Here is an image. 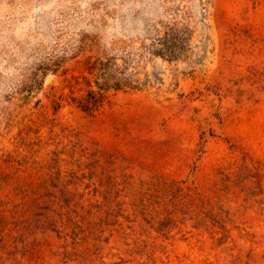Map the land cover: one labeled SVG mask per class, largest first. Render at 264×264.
I'll list each match as a JSON object with an SVG mask.
<instances>
[{
  "label": "rangeland",
  "instance_id": "1",
  "mask_svg": "<svg viewBox=\"0 0 264 264\" xmlns=\"http://www.w3.org/2000/svg\"><path fill=\"white\" fill-rule=\"evenodd\" d=\"M0 264H264V0H0Z\"/></svg>",
  "mask_w": 264,
  "mask_h": 264
},
{
  "label": "trees",
  "instance_id": "2",
  "mask_svg": "<svg viewBox=\"0 0 264 264\" xmlns=\"http://www.w3.org/2000/svg\"><path fill=\"white\" fill-rule=\"evenodd\" d=\"M162 49L170 51L168 46L164 42H160ZM173 49V48H171ZM111 62L106 61H94L91 63L88 72L93 74L95 72L96 78L91 82L87 77H83V81L75 79L74 85L85 84L82 88V93L79 96L73 97L72 102L82 110L91 111L97 109L103 104V101L107 98V92L110 89L118 90L126 86H130L129 80L126 77L121 76L122 69L112 68ZM112 69L113 72L108 73V69ZM72 86V84H71Z\"/></svg>",
  "mask_w": 264,
  "mask_h": 264
}]
</instances>
